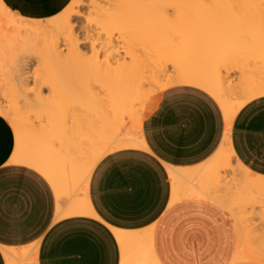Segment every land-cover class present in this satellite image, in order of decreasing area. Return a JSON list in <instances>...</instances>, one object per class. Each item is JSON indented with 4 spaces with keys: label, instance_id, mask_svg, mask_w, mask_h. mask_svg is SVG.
I'll return each instance as SVG.
<instances>
[{
    "label": "bare ground",
    "instance_id": "1",
    "mask_svg": "<svg viewBox=\"0 0 264 264\" xmlns=\"http://www.w3.org/2000/svg\"><path fill=\"white\" fill-rule=\"evenodd\" d=\"M108 1L109 8H103L92 0L95 11L90 12V16L95 22L102 19L107 24V20L110 21V25L115 23L117 28L123 26L121 30L117 29L119 30L117 34L121 37V40H117H123V47L127 43L126 37L130 40L133 37L134 40L136 36L138 39L139 36L141 38L143 36L163 47L171 42L168 41L171 36L170 30L166 31L163 27L175 24L176 21L182 29L177 31L178 27H174L180 36L179 39L182 38L188 45L193 39L207 34L204 29L206 21L202 24L204 28L198 23L199 27L196 25L194 28L193 25L187 29L186 25L190 19L187 20L185 17L188 18L192 13L193 15H190L192 20L197 15L204 18L213 17L212 19L221 17L219 20L222 21L224 11L220 9L223 5L233 6L232 9L237 7V11L241 12L240 16H245L244 19L252 15L248 18H253V21L255 19L264 21V0ZM76 3L79 5V1L72 0L62 13L45 20L47 23L42 24V21L15 15L0 0V72L11 82L7 93L9 99L3 102L0 94V116L8 121L16 137V148L11 162L27 166L47 179L57 195L58 218L90 214L83 195L93 167L111 152L144 147L141 123L145 106L154 94L176 86L201 89L213 97L223 112L225 121L223 140L214 155L200 166L190 170L170 166L166 168L173 185L172 203L194 198L215 205L227 214L234 224L237 244L233 261L264 264V176L252 173L237 161L229 139L233 119L240 108L249 101L264 96V71L260 69L262 77L256 76L259 70L252 75L241 67L237 59L248 54L246 57L249 61L250 55L251 58L255 56L258 60L261 59L260 64L264 65V24L257 20L251 27L244 28L241 22L232 23L229 29L226 27L228 33L231 32L226 35H229L231 41L232 38L236 39V42L231 43L229 40L230 43L227 40L223 42L224 39L221 43L206 42L204 39L205 42H199V46L194 45L197 48L194 51L195 57L181 59L176 63L174 60L175 75L169 77L163 74L160 65L162 61L159 59L160 64L152 61V58L142 62L145 58L136 61L138 58L134 55L136 57L134 60L129 59L130 63H124L125 59L118 58L121 56L115 48L116 44L113 45L114 42L110 39L108 44L105 43L106 40L105 44L99 43L101 46L98 47L99 51L111 53L110 55L107 53L105 59L103 55L106 54L101 55L103 59L100 60L98 51L95 50L97 46L90 42L93 59L89 58L92 59L91 65L87 63L85 65L83 63L85 55L79 48V40L75 36L77 34L73 32L71 25L72 17L77 14L72 9ZM212 3L214 11L210 9ZM76 5L75 7L78 6ZM167 8L172 9V14ZM188 8L192 9V12L185 11ZM193 9L197 12H193ZM209 11H213L212 14L208 13ZM223 18L226 17L223 15ZM87 19L90 20L89 17L86 21L91 25ZM180 21L185 22V25ZM146 23L148 28L144 27ZM210 24L212 25L211 22ZM89 25L87 29L85 28L87 30L85 34L90 35L94 34L93 31H98L95 29L99 24ZM108 27L102 30L108 31ZM237 35H242L243 38ZM173 45H168V48L169 46L173 48ZM121 49H125L121 51L125 56L129 55L127 52L129 50L125 47ZM116 58L119 59L118 62L114 60ZM256 58L253 60L256 61ZM120 59L124 62L119 63ZM34 65L40 67L36 71L39 75L27 76L30 72L27 71L28 68L31 70ZM234 68L239 72V76L233 83L226 77ZM85 74L91 75L90 77L96 79L98 83L92 93V90L90 92L80 90V85L86 78ZM29 85H34V88L28 89ZM43 85L48 87V92L51 93V97L53 96L51 100L41 95ZM63 96L64 101L61 100ZM126 117L132 120L129 126L125 123ZM35 122L38 123L35 125ZM65 200H70L71 203L66 206ZM6 251L3 250L5 257L8 258Z\"/></svg>",
    "mask_w": 264,
    "mask_h": 264
},
{
    "label": "crops",
    "instance_id": "2",
    "mask_svg": "<svg viewBox=\"0 0 264 264\" xmlns=\"http://www.w3.org/2000/svg\"><path fill=\"white\" fill-rule=\"evenodd\" d=\"M71 1L1 0L34 21L59 15ZM181 91L184 102L172 103ZM224 130L223 112L206 92L189 86L162 91L142 119L145 149L104 156L83 195L91 213L58 218L47 179L11 162L16 137L0 116V264H256L233 261L237 237L221 209L194 198L172 203L166 168L190 170L207 162ZM229 139L237 161L264 176V96L240 108Z\"/></svg>",
    "mask_w": 264,
    "mask_h": 264
},
{
    "label": "rangeland",
    "instance_id": "3",
    "mask_svg": "<svg viewBox=\"0 0 264 264\" xmlns=\"http://www.w3.org/2000/svg\"><path fill=\"white\" fill-rule=\"evenodd\" d=\"M79 1V5H78V3H76V4H73V10H74V13L76 14L75 16H73L72 17V19H71V25H72V27H73V32L75 33V34H77V35H75V36H77V39L79 40L78 41V45H79V48H80V50L82 51V53L85 55V59L83 58V63H85V65H91V62H92V53H90L91 52V50H90V42H92L91 44H95L94 46L96 47L95 48V50L97 49V51H98V60H100V59H103L102 58V56L101 55H103V54H106V55H103V57H104V59H105V56L107 57L108 55H110V53L109 52H106V53H103L101 50L99 51L98 49V47H101L100 46V44L102 45L104 42H105V40H106V42L105 43H107L108 42V39H110V40H112L111 42H114L113 43V45L114 44H116L115 45V48H116V50H118L117 52H118V54L121 56V57H118L119 55L117 54V57L118 58H121L122 60H124V61H126V62H124V61H122L121 59H120V61H119V63H130L131 61H129L128 62V60L130 59H135L136 57L138 58V59H136V61H138V60H142L143 58H145V59H143L142 60V62H145L146 60L148 61V59L149 60H152V61H157V62H161V64H160V62H159V64L161 65V68L163 69V74H165L166 76H172V75H175V63L176 62H180L181 61V59L182 60H185V59H189V58H193V57H195V52L194 51H196L195 49H197V48H195V46L197 45V46H199V42H205V40H206V42H222L221 40L222 39H224L223 40V42H225L226 40H227V42L228 43H230L229 41H231L229 38V35H226V34H230V33H228L229 31L227 30V28L229 29V27H231L232 26V23L233 24H240L239 22H241V24H242V27H251L252 25H254V23L258 20V19H255L254 21H253V18H251V19H249L251 16L250 15H248L247 16V18L246 19H244V17L245 16H240V14H241V12H240V10H239V8H238V10L239 11H237V7H234L233 9L231 8V7H233V6H231V7H228L227 5H223V6H221V11L223 10L224 12V14L222 13V21L221 20H219V19H221V17L218 19V18H216V17H214V19H212L213 17H207V15L205 16V17H207L208 19L209 18H211V20L209 19V21H208V19L207 18H204V16L202 17H197V15H196V17L194 16V18H193V20H192V18H190V15H193L191 12H192V9H190V8H188V9H185V11H187V10H191V14L189 13V12H187V13H189L190 15H188V18L187 17H185L187 20H189L190 19V21H188L189 23H187V25H186V27H187V29H188V27L190 26V28L194 25V28L196 27V25H198V23H200L201 25L202 24H204V22L203 21H206V24H204V25H206V27L204 28V25H202V26H200V27H202V28H204L206 31H205V33H207L204 37H201L202 38V41H200L201 40V38H197V39H199V41H197V39L195 40V39H193V41H190V42H188V45H187V42H185L182 38H181V40L179 39V37L180 36H178V33H177V31H179V30H182L181 28H179V26H181V25H179L178 26V24H176V22H175V24H170V26H167V27H163V29H165L166 31H169L170 30V32H171V36H169V40L168 41H171L170 43H168L167 45H164L163 47H161L160 45H158L155 41H153V42H150V39H146V38H144L143 36H142V38H141V36H139V39H138V36H136V37H134V40H133V37H131V40H130V38L129 37H126V39L125 38H122V39H125V40H127V43L124 45V47L127 49V50H129V51H127L128 53H129V55H127V56H125L124 55V53H122L121 51L123 50H125V49H121V48H124L123 47V44H122V41H119V40H121V37H119V35L117 34L118 32H119V30H121L122 29V27L123 26H121L120 24V26L121 27H119V28H117L115 25V23H112V25H110L109 23H110V21H108L107 20V22H108V24L106 23V21L105 20H97L96 22H95V20L94 19H92L93 17H91L90 16V12L91 13H93L94 11H95V8L93 7V5H92V0H77V2ZM93 2H95V3H98V6H100V7H103V8H109V3H107V2H109L108 0L106 1V0H93ZM112 4V3H111ZM75 5L77 6V7H75ZM209 6V5H208ZM212 6H214V4L212 3L211 4V7H210V9L211 10H213V7ZM216 6V5H215ZM217 7V9H218V6H216ZM169 9H170V7H169ZM208 9V8H207ZM215 9V8H214ZM167 10H168V8H167ZM209 10V9H208ZM77 11V12H76ZM168 11H172V9L171 10H168ZM214 11V10H213ZM213 11H209L208 13H210V14H212V12ZM219 10H217V12H218ZM237 11V12H236ZM242 11V10H241ZM193 12H197V10H194L193 9ZM216 12V13H217ZM240 12V13H239ZM227 15H226V14ZM170 14H172V12L170 13ZM185 15V14H184ZM200 15V14H199ZM221 15V14H220ZM223 15L226 17V18H223ZM212 16V15H211ZM227 16H228V18H227ZM233 16V18H231ZM89 17V19L90 20H88V22L92 25V24H95V25H97V24H99L101 27H99V25H98V27H96V29L95 30H98L97 32L96 31H93V33L94 34H92V33H90V35H89V33H87V34H85V32L87 31L86 29L88 28V26L87 25H89L88 23H87V21H86V18H88ZM192 17V16H191ZM197 18V19H196ZM216 18V19H215ZM230 18V19H229ZM196 19V20H195ZM224 19H226V20H224ZM232 20V22H230L229 21V23L231 24H229L228 23V21L227 20ZM92 20V21H91ZM193 22H192V21ZM200 20H202V21H200ZM215 21V22H213V21ZM216 20H218V22L216 21ZM103 21V22H102ZM183 21H185V19H183ZM225 21V22H224ZM249 21V22H248ZM259 21V20H258ZM93 22V23H92ZM104 22H105V24H104ZM181 22V21H180ZM191 22V23H190ZM210 22L212 23V25H214V26H216V27H213L211 24H210ZM221 22V23H220ZM250 22H252V23H250ZM260 23H263L264 24V21L263 20H261V21H259ZM42 24H46L47 22L45 21V20H42V22H41ZM97 23V24H96ZM182 23H184V25H185V22H181V24ZM208 23H209V25H208ZM257 23V22H256ZM104 24V26L102 27V25ZM114 24V25H113ZM147 24L148 23H146V25L144 24V27H146V28H148V26H147ZM192 24V25H191ZM199 24V25H200ZM217 24H218V26H217ZM91 25H89V26H91ZM95 25H92V26H95ZM105 25H106V27H108V31L107 30H102V28L103 29H105L106 27H105ZM118 25V24H117ZM118 25V26H119ZM172 25V26H171ZM184 25H182V26H184ZM199 25L197 26V27H199ZM246 25V26H245ZM220 26V27H219ZM225 26V27H224ZM233 26H235V25H233ZM176 27H178V30L177 29H175ZM219 29H218V28ZM227 27V28H226ZM241 27V26H240ZM86 28V29H85ZM117 29H119V30H117ZM175 30V32H174V30ZM215 29V30H214ZM218 29V30H217ZM86 30V31H85ZM177 30V31H176ZM183 30H185V29H183ZM118 31V32H117ZM216 31H218L219 32V34H218V32H216ZM90 32V31H89ZM103 32H105V33H103ZM220 32H221V34H220ZM98 35L97 36V38H96V35ZM208 34H209V36H208ZM245 34V33H244ZM89 35V37H91L90 39H92L91 41H90V39H89V37H88V39H87V36ZM95 35V36H94ZM212 35V36H211ZM239 38H243V36L242 35H237ZM93 37H95V38H93ZM119 37V38H118ZM170 37H171V39H170ZM174 37V38H173ZM220 38V40H218L219 38ZM99 38V39H98ZM128 38V39H127ZM137 38V39H136ZM141 38V39H140ZM144 38V39H143ZM178 38V40H176ZM207 38H208V40H207ZM227 38V39H226ZM95 41H94V40ZM117 39H119V40H117ZM146 39V40H145ZM205 39V40H204ZM110 40H109V42H110ZM114 40V41H113ZM140 40V41H139ZM149 40V41H148ZM174 40V41H173ZM229 40V41H228ZM232 40L234 41V42H236V39H233L232 38ZM118 43H117V42ZM152 41V40H151ZM173 41V42H172ZM233 41H231V43H233ZM147 42V43H146ZM191 42H194V43H191ZM100 43V44H99ZM104 43V44H105ZM144 43V44H143ZM152 43V44H151ZM154 43V44H153ZM156 43V44H155ZM172 43V44H171ZM108 44V43H107ZM127 44H129V45H127ZM174 44V45H173ZM190 44H192V45H190ZM196 44V45H195ZM146 45H148V46H146ZM152 45L154 46V47H156V48H154V47H152ZM155 45H157V46H155ZM168 45H173L172 47L173 48H171L170 46H169V48H168ZM176 45V46H175ZM178 45V46H177ZM187 45V46H186ZM195 45V46H194ZM232 45V44H231ZM151 46V47H150ZM167 46V47H166ZM147 47H149V48H147ZM159 47H161V48H159ZM157 48H159L158 50H157ZM163 48H166L165 50L163 49ZM171 49V50H168V49ZM188 48V49H187ZM175 49V50H174ZM152 50V51H151ZM158 51V52H156V51ZM193 50V51H192ZM84 51V52H83ZM179 51V52H178ZM65 53V52H64ZM107 53H109L108 55H107ZM177 53H181L180 55H178ZM132 54V55H131ZM154 54V55H153ZM122 55H123V57H122ZM132 56V57H130L129 58V56ZM136 57H135V56ZM171 55V56H170ZM187 55V56H186ZM197 55V54H196ZM241 55V54H240ZM248 54H246V56H247ZM142 56H145V57H142ZM186 56V57H185ZM245 55H243L242 57L241 56H239L237 59H238V61L240 62V64H241V67L244 69V70H247V71H249L252 75H254V72L255 71H257V70H259L258 72L259 73H257L256 72V76H263L264 74V69H263V67H264V65L261 63L260 64V61H261V59L260 60H258L255 56L253 57V58H251V55H250V61L247 59V57H246ZM253 56V55H252ZM155 57H157L156 59H155ZM237 57V56H236ZM243 57H246V62H244L245 60H242V59H244ZM89 58H92V59H90L89 60ZM140 58V59H139ZM148 58V59H147ZM152 58V59H151ZM167 58V59H166ZM172 58V59H171ZM240 58V59H239ZM257 59L256 61H254L253 59ZM158 59H159V61H158ZM236 59V58H235ZM114 60H116L117 62H118V60H117V58L116 59H114ZM173 60V61H172ZM174 60H175V63H174ZM252 60H253V62H252ZM89 63H88V62ZM102 61V60H101ZM146 61V62H147ZM139 62H141V61H139ZM172 62H173V64H172ZM237 62V61H236ZM239 62H237V64L239 63ZM249 62V63H248ZM252 62V63H251ZM259 64H258V63ZM262 62V61H261ZM87 63V64H86ZM240 64H238L239 66H240ZM38 65V64H37ZM37 65H34L33 67H32V69L30 70L29 68H28V75L27 76H30V77H32V76H34V75H39V73L37 74L36 73V71L37 70H39L40 69V67L39 66H37ZM174 65V66H173ZM243 65V66H242ZM261 66V67H258V66ZM251 66H253L255 69H253V67L251 68ZM88 69H89V67H87ZM169 68V69H168ZM239 68V67H238ZM262 70V72H260L261 70ZM234 71H231L228 75L230 76H228L227 75V79H229L230 80V82H233V81H236L237 80V78H238V76H239V72L237 71V69H233ZM253 70V71H252ZM34 71V72H33ZM166 71V72H165ZM252 71V72H251ZM88 72V71H87ZM258 74V75H257ZM263 74V75H262ZM87 74H85V79L83 80V82L81 83V85H80V90L82 91H84V92H90L91 90V93L93 92V89H94V87H95V85L96 86H98V83H97V81H96V79H94L93 77H90L91 75H88L89 76V78H88V76H86ZM165 76V77H166ZM1 78H3V79H1ZM93 78V79H92ZM236 79V80H235ZM3 80V81H2ZM95 80V81H94ZM89 81H91V82H89ZM10 84H9V83ZM94 83V84H93ZM96 83V84H95ZM234 83V82H233ZM89 86V87H87V86ZM10 86H11V82L9 81V80H7L6 78H5V76H4V74L3 73H1L0 72V94H1V96H2V98H1V100L3 101V102H6V100H8L9 99V97L7 96V93H8V88H10ZM93 87V88H92ZM32 88H34V85H29V87H28V89H32ZM48 87L46 86V85H43L42 86V88H41V95L43 96V97H45V99H47V100H51V98H53V96L51 97V93L50 92H48V89H47ZM91 88V89H90ZM85 89H87V90H89V91H86ZM160 93L161 92H156L155 94H154V96L150 99V101L147 103V105L145 106V113H143V115L145 116L146 114H147V112L150 110V108L153 106V104L155 103V101H156V99H157V97L160 95ZM4 95H5V97H6V99H5V97H4ZM49 98V99H48ZM3 99H5V100H3ZM64 99H65V96H63V98H61V100H63L64 101ZM66 99L68 100V98L66 97ZM67 100L65 101V102H67ZM32 116H30V118H31ZM33 118V117H32ZM34 119V118H33ZM130 121H131V124H132V120H130V118H129V120H128V117H126V119H125V123H126V126H129V124H130ZM38 122H35V125L37 124ZM42 123H44V122H42ZM39 124H41V123H39ZM130 124V125H131ZM227 215V214H226ZM227 217H228V220H229V223H230V225L232 226V228L234 229V224H232L233 223V221H232V219L227 215ZM232 222V223H231Z\"/></svg>",
    "mask_w": 264,
    "mask_h": 264
},
{
    "label": "snow or ice",
    "instance_id": "4",
    "mask_svg": "<svg viewBox=\"0 0 264 264\" xmlns=\"http://www.w3.org/2000/svg\"><path fill=\"white\" fill-rule=\"evenodd\" d=\"M184 100H185V96H184V94H183V91H181L180 93H178V94L172 99V103H174V104H179V103L184 102ZM149 134H150V130L146 128V129H145V138H146V143L149 144V148L145 150V154H150V152H154V149H151L150 142L147 141V137H148ZM151 134L154 135V134H155V130H151ZM125 155H127V153H125ZM97 219H98V222H99L100 219H101V218L99 217V215H98Z\"/></svg>",
    "mask_w": 264,
    "mask_h": 264
},
{
    "label": "clouds",
    "instance_id": "5",
    "mask_svg": "<svg viewBox=\"0 0 264 264\" xmlns=\"http://www.w3.org/2000/svg\"><path fill=\"white\" fill-rule=\"evenodd\" d=\"M111 54V53H110Z\"/></svg>",
    "mask_w": 264,
    "mask_h": 264
}]
</instances>
